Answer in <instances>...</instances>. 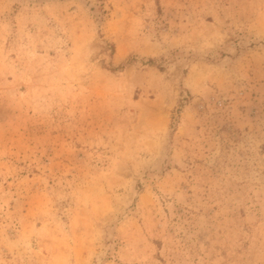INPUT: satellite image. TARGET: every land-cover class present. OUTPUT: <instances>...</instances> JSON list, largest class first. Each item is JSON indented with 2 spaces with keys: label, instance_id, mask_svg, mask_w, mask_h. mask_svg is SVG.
Returning a JSON list of instances; mask_svg holds the SVG:
<instances>
[{
  "label": "rangeland",
  "instance_id": "1",
  "mask_svg": "<svg viewBox=\"0 0 264 264\" xmlns=\"http://www.w3.org/2000/svg\"><path fill=\"white\" fill-rule=\"evenodd\" d=\"M0 264H264V0H0Z\"/></svg>",
  "mask_w": 264,
  "mask_h": 264
}]
</instances>
